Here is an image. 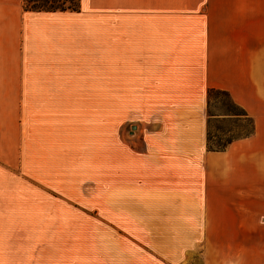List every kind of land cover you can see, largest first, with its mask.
Segmentation results:
<instances>
[{
    "label": "crops",
    "instance_id": "0c3cea01",
    "mask_svg": "<svg viewBox=\"0 0 264 264\" xmlns=\"http://www.w3.org/2000/svg\"><path fill=\"white\" fill-rule=\"evenodd\" d=\"M21 6L0 0V109H22L18 156L62 195H10L0 181V264H183L200 250L185 237L264 205V0ZM110 83L116 132L74 120ZM210 90L254 123L225 151L208 149Z\"/></svg>",
    "mask_w": 264,
    "mask_h": 264
},
{
    "label": "rangeland",
    "instance_id": "374dc122",
    "mask_svg": "<svg viewBox=\"0 0 264 264\" xmlns=\"http://www.w3.org/2000/svg\"><path fill=\"white\" fill-rule=\"evenodd\" d=\"M169 1L170 4L177 2V0ZM114 84H107L104 93L91 94L93 98L89 104L95 105V107L99 106L98 108H73L70 110L69 113L73 112L74 120L81 118L105 120L106 131L116 132V120H124L125 117L119 116L118 110L116 111V83ZM3 94L7 96L6 99H11L13 96L8 92ZM96 100L98 105L95 103ZM207 114L208 117L209 115L217 117L239 115L238 118L219 120L213 118L211 120L210 132L214 142L225 144L229 140L243 138L252 132V123L243 116L240 109L234 106L231 98L225 93L215 92L212 94ZM0 115L5 116L3 120H8L5 126L7 133L4 134L6 141L1 142L0 145V149H4L5 152V155L0 156V181L7 182L10 195L21 193H24L25 196L62 195L49 187L51 184L49 171L40 175L38 172H34L33 164L28 163L24 167L22 148L18 156L16 119L23 118L22 109L12 108L9 104V108L0 109ZM35 115L39 116V114ZM47 117V113L42 115L44 119ZM24 125L26 129H29L27 122ZM108 144L110 142L106 141V147ZM25 158L27 159V157ZM236 207L238 208L235 211L237 214L234 215L231 225L227 224L226 228L222 226V229L218 230L217 236L184 238L186 250L195 246L200 250L186 252L183 264H264V205L255 206L254 211H247L245 206ZM250 208L252 207L250 206ZM156 242L157 240H154V243Z\"/></svg>",
    "mask_w": 264,
    "mask_h": 264
},
{
    "label": "trees",
    "instance_id": "16d2710c",
    "mask_svg": "<svg viewBox=\"0 0 264 264\" xmlns=\"http://www.w3.org/2000/svg\"><path fill=\"white\" fill-rule=\"evenodd\" d=\"M24 4V0H22V5ZM80 5H81V0H30L29 3H27V11L30 12H79L80 11ZM215 92H220V91H216V90H210L208 92V97H209V101L211 99V96L213 93ZM224 93V92H222ZM227 94V93H225ZM228 95V94H227ZM229 96V95H228ZM230 97V96H229ZM234 106L237 107L238 109H240V111L242 112L243 116L248 119V121H250L252 123V132L250 134H247L246 136H244L243 138H237V139H232L229 140L227 143L225 144H221L220 142L213 141L210 129H211V120L213 119V115H209L210 118V122H209V133H208V149L210 151H225L229 145H231L234 141L240 140V139H244V138H248L250 137L253 133H254V123L253 120L247 118V115L245 113V111L243 109H241L240 107H238L234 102H233ZM238 118L239 115L238 114H233V118Z\"/></svg>",
    "mask_w": 264,
    "mask_h": 264
},
{
    "label": "snow or ice",
    "instance_id": "6c2138e0",
    "mask_svg": "<svg viewBox=\"0 0 264 264\" xmlns=\"http://www.w3.org/2000/svg\"><path fill=\"white\" fill-rule=\"evenodd\" d=\"M30 0H24V4L21 6V11H27V3H29Z\"/></svg>",
    "mask_w": 264,
    "mask_h": 264
}]
</instances>
